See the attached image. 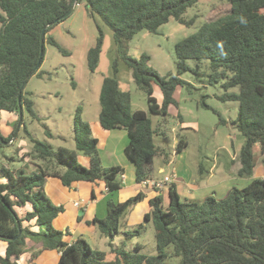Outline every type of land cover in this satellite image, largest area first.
<instances>
[{
  "label": "trees",
  "instance_id": "16d2710c",
  "mask_svg": "<svg viewBox=\"0 0 264 264\" xmlns=\"http://www.w3.org/2000/svg\"><path fill=\"white\" fill-rule=\"evenodd\" d=\"M197 1L76 0V4L83 2L90 14H97L102 19L112 30L120 50L124 40L144 29L157 33L170 18L190 25L192 19L186 20L184 13ZM73 2L0 0V118L2 111L16 115L12 121L14 129L19 117L18 91L38 60L41 29L65 13ZM64 19L49 26L45 33V43L62 52L65 51L48 32ZM101 43L99 35L87 52V65L91 71L97 66ZM175 51L179 73L187 69L188 59L207 60L209 80L221 82L224 90L219 98L238 102L237 117L230 123L245 141L238 155L239 164L233 172L240 176L251 175L256 165V151L264 167V0H225L214 4L198 28L175 44ZM43 56L44 51L41 63ZM121 59L131 69L135 83L146 92L149 112L163 117L168 115V106L175 102L174 91L183 80L178 75L161 76L146 64L147 54L136 58L122 53ZM116 63L113 64L114 75L104 78L100 87L98 120L104 129L126 131L128 142L124 153L135 166L136 182L141 183L152 178L151 164L155 156L165 155L164 162L170 158L154 144V130L146 112L130 109L128 95L119 89ZM44 73L39 66L33 75ZM152 83L161 90L160 104L153 95ZM26 85L21 92L19 128L25 131L24 135L32 145L28 150L23 146L15 148V154L23 160L17 167L0 164V239L7 243L4 254L0 255V264H19L17 259L24 253L27 242L38 245V252L56 249L59 256L55 264H167L166 247L169 245L173 246L172 254L180 258L179 264H264V177L254 178L240 189L232 188L220 199L208 195L199 202L183 198L174 182L168 184L165 201L160 189L153 187L157 193L148 200L149 210L144 213L143 222L129 227L120 218L143 199L144 193L138 191L117 202L109 197L120 188L118 177L124 174V168L119 164H102L98 139L92 135L89 124L82 121L79 111L74 120L75 148L60 146L53 150L35 139L23 121L24 111L31 118L36 117ZM233 88L236 91H230ZM219 122L226 121L220 118ZM14 129L7 136L0 132V153ZM16 133L14 138L21 135ZM186 145V141L180 139L175 152L180 153ZM78 151L88 158L87 166L77 162ZM48 177L59 178L67 187L77 181L104 182L109 197L106 214L104 217L94 215L87 223L107 238L109 256L107 252L93 248L81 235L73 241L64 240L70 231L53 226L52 222L64 211V206L53 204L47 197L44 184ZM26 204L31 206L30 210L19 216L15 206ZM24 221L27 222L25 227ZM150 221L155 228L156 250L153 254L142 253L140 242L129 248L125 243H114L120 232L132 242ZM122 226L126 227L123 232L120 231Z\"/></svg>",
  "mask_w": 264,
  "mask_h": 264
},
{
  "label": "rangeland",
  "instance_id": "374dc122",
  "mask_svg": "<svg viewBox=\"0 0 264 264\" xmlns=\"http://www.w3.org/2000/svg\"><path fill=\"white\" fill-rule=\"evenodd\" d=\"M223 1L225 0H198L184 13L186 20L192 19L190 25L181 24L170 18L159 27L157 33H150L144 29L131 39L124 40L120 50L112 30L97 14H90L83 2L75 4L72 12L48 32V35L53 37L65 52L47 42L44 44L40 69L46 73L42 76L32 75L25 88L36 114L35 118H31L28 112L24 111L23 121L26 129L35 139L49 145L53 150H57L60 146L73 149L75 148L74 120L79 111L82 121L89 124L92 135L99 139L97 149L102 164L109 166L115 163L123 165L125 169L126 179L118 177L120 188L109 197L117 202L127 199L139 190L145 192L143 199L120 218V221L126 222L129 227L143 222L144 213L149 210L148 200L155 192L150 189L154 187L150 183L146 185L139 183L143 186L142 189H138V186L132 188L124 185V182L131 183L134 179V164L127 159L122 150L128 142V134L122 128L104 129L99 124L100 87L104 78L114 75L115 61H117L116 76L119 89L128 95L130 109L146 112L154 130V144L170 158L168 162H164L165 155L154 157L151 164V180L161 181L164 178H171L183 198L199 202L208 195L220 199L232 188L240 189L254 178L264 177V167L260 164L258 151L255 155L256 165L251 175L240 176L233 172L234 167L239 164L238 155L245 141V137L230 123V120L237 117L238 102L223 101L219 98L224 90L221 82L209 80V62L188 59L187 69L180 73L178 70L175 44L198 28L205 14L214 4ZM99 35L102 37L99 59L95 70L91 71L87 65V52ZM122 53L136 58L143 53L147 54L149 60L146 64L161 76L178 75L183 80L174 91L175 102L168 106V115L163 117L149 112L147 94L135 83L131 69L121 59ZM152 85L153 95L160 104L161 90L158 85L154 83ZM230 91H236V88ZM15 118L16 115L10 112H1L0 132L3 135L7 136L13 131L12 121ZM220 118L226 122L220 123ZM17 132L21 135L13 137L11 143L15 141L14 144L5 145L3 152L0 153V164L4 163L11 168L23 163V160H19L15 154V148L23 146L26 148L24 150H28L32 145L30 139L24 135V130L18 128ZM180 139H184L187 145L180 153H176L175 146ZM77 154V162L87 166L81 162L82 158H86L85 155L80 151ZM29 166L34 168L31 163ZM95 183H93L95 194L98 198L102 197L97 202V216L104 217L109 197H103L107 194L103 182L100 181L98 185ZM86 186H82L80 193L85 199L90 196V191L86 189L89 187ZM165 186L167 187L168 184ZM44 189L47 197L55 205L65 206L70 197L77 196L73 188L69 189L61 184L48 185L47 179ZM87 194L89 195L84 196ZM162 195L165 201L167 194L162 192ZM19 208L15 206L17 214L21 216L23 213ZM77 209L68 204L69 213H74ZM56 221L57 218L52 222L53 226L64 231V226L57 224ZM146 225L144 232L133 238L132 242L120 232L115 236L114 243L117 245L125 243L129 248L135 242H140L143 244L142 253L153 254L156 250L155 228L151 221ZM23 226H27V222L24 221ZM68 226L72 225L68 224ZM123 229L126 227L122 226L120 231ZM80 234L93 248L105 251L109 256L107 238L96 227L83 223L77 227L73 236L77 237ZM69 237L64 236V240H68ZM3 241L0 239L1 243ZM34 246L36 245L32 243L30 247L27 242L22 257L17 259L19 264L56 263V249H44L38 252L37 247ZM33 250L37 251L35 256L32 255ZM166 251L169 254L166 259L167 264H179L180 258L172 254L173 246L166 247Z\"/></svg>",
  "mask_w": 264,
  "mask_h": 264
},
{
  "label": "crops",
  "instance_id": "0c3cea01",
  "mask_svg": "<svg viewBox=\"0 0 264 264\" xmlns=\"http://www.w3.org/2000/svg\"><path fill=\"white\" fill-rule=\"evenodd\" d=\"M100 124V123H99ZM101 126V125H100ZM98 139V138H97ZM98 142H99V139H98ZM126 145V144H125ZM125 145H124V147H125ZM124 147H123V152H124ZM125 154V153H124ZM81 158V157H80ZM77 159H78V155H77ZM128 159V158H127ZM129 161H131V160H129ZM83 164H86V165H88V158L86 157L85 159L84 158H82V161H81ZM131 163H133L132 161H131ZM113 164H115V163H113ZM122 167H123V165H121ZM124 168V167H123ZM125 170V169H124ZM160 170H162V168H160ZM124 179H126V174H125V172H124V177H123ZM133 181L131 182V183H126V182H124L125 184V186H127V187H132V188H134V186H138V189H142L143 188V186H141L139 183H137L136 182V180H135V166H134V175H133ZM54 179H56V180H54ZM47 182H48V185H50L51 183L52 184H54V185H56V186H58L59 184H61L62 186H64L62 183H61V181H60V179L59 178H57V177H48L47 178ZM100 181H98V182H96L95 183V185H98V184H100L99 183ZM101 182H103V181H101ZM174 182V181H173ZM94 182H92V183H85V184H82V182H80V181H77V182H74L73 184H72V186L71 187H67V186H65V187H67V188H73V190H74V193H75V198H72V197H70L69 199H68V202L66 203V205L64 206L63 204V206H64V211L60 214V215H58L56 218H57V224H59V225H63L64 226V230L65 229H68L69 231H70V234H68L67 236H70L69 238H68V240L67 241H73L76 237H74L73 235L74 234H76V229H77V227H79L81 224H83V223H85V225L87 224V225H89L88 223H87V221L89 220V219H91L92 218V216H94V215H97V202H98V200L99 199H101V198H98L97 196H96V194H95V190H94V184H93ZM83 185H87L86 187H89V188H86L87 190H89L90 191V196H88L89 194H87V195H84V196H88L87 197V199H85L84 197H82L81 195H80V193L82 192L81 191V189H82V186ZM103 185H104V182H103ZM46 186H47V183H46ZM124 186V187H125ZM165 186V185H164ZM163 186V187H164ZM150 187V186H149ZM162 186L160 187V192H165L166 194H167V187L165 186L164 188H163ZM150 189H152L154 192H155V194L157 193L156 192V190H154V188L152 187V188H150ZM104 190H105V185H104ZM139 191H142V190H139ZM105 192H106V190H105ZM138 192V191H137ZM137 192H135V193H137ZM144 194H145V192L144 191H142ZM154 194V195H155ZM153 195V196H154ZM79 196V198H77ZM104 196H107V194H104L103 195V197ZM152 196V197H153ZM151 197V198H152ZM77 198V199H76ZM83 198H84V200H85V202L83 201ZM107 198H108V196H107ZM150 199V198H149ZM76 201H79L80 203H79V205H75L74 204V202H76ZM68 204H71V205H73L74 207H76V208H78L74 213H69L68 212ZM95 204V205H94ZM81 207V208H80ZM30 208H31V206L29 205V204H26L25 206H23V207H20L19 209H20V212H22V213H25L26 211H28V210H30ZM55 218V219H56ZM68 224H70V225H72V226H68ZM81 235V234H80ZM82 236V235H81ZM83 237V236H82ZM1 241H3V240H1ZM6 241H3L2 243L0 242V255H3L4 254V251H5V248H6ZM29 245H30V247H31V242H29ZM34 247H37V249L39 248V246L38 245H36V246H34ZM34 251L35 250H33V253H34ZM35 252H37V251H35ZM23 255V254H22ZM22 255L19 257V258H21L22 257ZM58 256H59V252H57V259H58ZM31 260V259H30ZM57 261V260H56Z\"/></svg>",
  "mask_w": 264,
  "mask_h": 264
},
{
  "label": "water",
  "instance_id": "95a60500",
  "mask_svg": "<svg viewBox=\"0 0 264 264\" xmlns=\"http://www.w3.org/2000/svg\"><path fill=\"white\" fill-rule=\"evenodd\" d=\"M75 4H76V0H74V2L71 4L69 9L65 13H63L61 16L56 18L54 21H52V22H50V23H48V24H46L45 26L42 27L41 32H40V48H39L38 60H37L36 64L34 65V67L32 68V70L26 75V77L22 81L21 86H20L19 91H18L17 99H18V104H19L18 105V107H19V117H18L17 125L15 127V130H14L10 140L4 141V144L8 145L9 143H11L15 133L17 132V130H18L19 126H20V122H21V119H22L21 92H22L23 87L26 85L27 81L29 80V78L36 72V70L39 68V66L41 64V57H42L43 51H44L46 29L49 26H52L56 22L64 19L65 17H67L72 12ZM0 140H2L1 137H0ZM17 225H18V228H19L18 234H20L21 233V228H20L19 222H17ZM18 234L15 237H13L12 239L16 238L18 236Z\"/></svg>",
  "mask_w": 264,
  "mask_h": 264
},
{
  "label": "built area",
  "instance_id": "2783aa9c",
  "mask_svg": "<svg viewBox=\"0 0 264 264\" xmlns=\"http://www.w3.org/2000/svg\"><path fill=\"white\" fill-rule=\"evenodd\" d=\"M123 177H124V174L121 175V178H123ZM172 182H173V180L171 178L170 179L164 178V180L162 179L161 181H156L153 179L152 180L151 179H145L141 183L143 185L150 183V184L154 185V187L160 188L162 185L171 184ZM105 190H106V188H105ZM79 203H80L79 201L74 202L75 205H79Z\"/></svg>",
  "mask_w": 264,
  "mask_h": 264
}]
</instances>
